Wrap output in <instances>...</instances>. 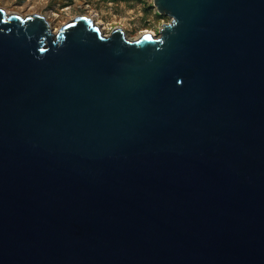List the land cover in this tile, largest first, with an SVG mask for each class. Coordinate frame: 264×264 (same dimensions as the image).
Listing matches in <instances>:
<instances>
[{
	"label": "water",
	"instance_id": "obj_1",
	"mask_svg": "<svg viewBox=\"0 0 264 264\" xmlns=\"http://www.w3.org/2000/svg\"><path fill=\"white\" fill-rule=\"evenodd\" d=\"M154 5L0 9V264H264V0Z\"/></svg>",
	"mask_w": 264,
	"mask_h": 264
},
{
	"label": "rangeland",
	"instance_id": "obj_2",
	"mask_svg": "<svg viewBox=\"0 0 264 264\" xmlns=\"http://www.w3.org/2000/svg\"><path fill=\"white\" fill-rule=\"evenodd\" d=\"M0 9L21 18H43L53 35L70 21L86 17L108 35L120 29L134 41L148 33L159 36L162 25L171 19L159 13L154 0H0Z\"/></svg>",
	"mask_w": 264,
	"mask_h": 264
},
{
	"label": "bare ground",
	"instance_id": "obj_3",
	"mask_svg": "<svg viewBox=\"0 0 264 264\" xmlns=\"http://www.w3.org/2000/svg\"><path fill=\"white\" fill-rule=\"evenodd\" d=\"M85 18H86V17H85ZM99 29H100V28H99ZM100 31H101V30H100ZM147 34H148V33H146V34H143V36H144V35H147Z\"/></svg>",
	"mask_w": 264,
	"mask_h": 264
}]
</instances>
